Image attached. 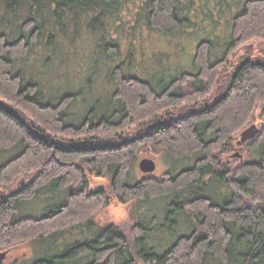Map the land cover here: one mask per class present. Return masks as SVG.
<instances>
[{
    "label": "trees",
    "instance_id": "trees-1",
    "mask_svg": "<svg viewBox=\"0 0 264 264\" xmlns=\"http://www.w3.org/2000/svg\"><path fill=\"white\" fill-rule=\"evenodd\" d=\"M78 24L95 37L96 64L71 93L36 83L55 60L65 70L61 41ZM142 28L169 42L203 34L191 68L162 58L141 69ZM255 39L264 0H0V250L29 244L41 252L29 264H264V57L242 48ZM101 82L114 85L104 97ZM251 124L259 133L238 145ZM147 150L171 168L136 179ZM92 175L110 184L92 191ZM130 201L155 208L139 207L128 235L93 222ZM83 226L98 230L81 236Z\"/></svg>",
    "mask_w": 264,
    "mask_h": 264
},
{
    "label": "rangeland",
    "instance_id": "rangeland-1",
    "mask_svg": "<svg viewBox=\"0 0 264 264\" xmlns=\"http://www.w3.org/2000/svg\"><path fill=\"white\" fill-rule=\"evenodd\" d=\"M224 1L229 2V0H224ZM214 2L215 0H211V3L214 4ZM221 25L224 29V23L218 25V27H220ZM80 27H81L80 24H78L75 29H70L68 34L61 41L62 42L61 50H63V53L70 54V57L68 58L69 63L65 68V70L59 68L60 63L59 61L55 60L54 71L42 77L40 75H36L34 79L36 83L49 84V86L52 87L53 89L55 87L59 88V87H64V85H66V89L64 91L69 93L75 91L74 89L76 88L77 81L79 79L78 76L81 75L84 71H87V69H90L91 65H95L97 61L96 57L98 56L97 50L96 48H94L93 45L95 39L93 33L89 30L87 26H82L81 28ZM145 32H146L145 28H142V30L134 34L133 39L135 44L133 45L134 49L132 50L135 58L138 60V64L142 62L140 65L141 69L153 70V71H155V69H160L159 66L160 63L162 62V58L163 60L164 59L170 60V62L166 63L164 67L166 66L171 67V65H173V68L176 69V72L179 71L182 72V70L185 69L184 67H186L187 68L186 70H188V68H191L190 64L194 50V47H189V46H194V42H195V47H196L199 41L203 40V34L198 35L194 39H192L194 37L193 34H189L187 36H182L183 39H180L178 37L171 38V41L169 42L167 38L165 40L161 38L157 39V37H155L154 34L151 35ZM123 37H124L123 40L126 41L128 40L126 35H123ZM71 41H74L73 44H71ZM123 47L124 49L126 48L125 45H123ZM184 47H186L185 48L186 50H183ZM242 48H244L243 51L244 50L249 51L251 49L250 51L252 52V55L250 56H252L253 59L259 58L263 60L264 40L255 39V40H250V42L247 41ZM243 51H241L242 53L241 52L239 53L238 57L243 55ZM214 55L215 57L218 56V54H214ZM34 58L35 56L31 55L29 60ZM28 71H30L31 73L34 70L28 69ZM135 73L137 74V72ZM139 74L140 73L138 71L137 75ZM144 75L147 74L144 73ZM108 89L111 92L114 89V85L112 83L111 84L106 83L105 85L101 82V87L100 89H98L100 91L99 95L104 97L105 96L104 91L107 93L106 90ZM93 97L95 96L94 95L91 96V98ZM101 104H102L101 109L105 108L106 104L103 100ZM94 105H95L94 102L86 103L83 113L78 114V116H76V114H73L76 113V111H72L73 117L71 115L69 117L78 118V120L73 119L72 122L73 121L74 123L79 122V120H81L84 117V115H86L87 113H89V111H92L94 109ZM238 153L240 154L239 151ZM144 158L147 159L150 158L155 161L156 170L154 173H152L154 175L160 176L162 173H164L167 170V167L171 168L170 164L169 163L167 164L165 162V158L163 157L162 154H159V156H157L154 155L150 150H147L139 155L137 163L133 168L132 174L136 179L145 175L141 172V170H139L138 167L139 161ZM231 158L237 162L238 159H241L242 157L235 158L234 155H232ZM109 180H110L109 176L104 178H97L92 175L89 178L88 182L90 183V189L93 191L108 186L110 184ZM19 182L20 179L18 180L17 183ZM4 193L5 191L0 189V200L3 197ZM40 203L41 200H39V204ZM46 203L49 205L50 203L49 200L46 201ZM139 207L140 208L148 207L149 209L152 210L155 208V205L151 204L150 206V204H147L145 202H136V201H130L127 204H120L116 202L109 204V206L103 209L95 211L94 214L92 215V219L95 225L99 228L106 227L107 225H113L116 227L118 226L121 229H123V231L128 235L131 230L132 224L134 222L133 213L136 210H138ZM245 207H250V203L248 201ZM27 209L28 210L26 212L30 211L32 214L38 213L37 211L38 208L37 207L34 208L32 205L31 206L28 205ZM143 213L144 212L142 210L141 212H139V215H143ZM183 223L184 220L182 221L180 219L179 224L181 227L184 226ZM96 230H98V228L83 226L81 236H83L85 232H88L89 237H93V234L95 233ZM149 240L150 242L154 241V237L151 236ZM29 246H30L29 244L19 245L16 248L11 249L9 252L6 249L8 253L6 254L7 257L4 260V262L9 263L16 259L18 261V264H29L30 262L34 261L38 256H40L41 252L39 253V251H37L35 248L32 247L30 248V250H28ZM66 246H67L66 244L56 245L54 246L53 250L55 252H61ZM1 252H5V251H1Z\"/></svg>",
    "mask_w": 264,
    "mask_h": 264
},
{
    "label": "water",
    "instance_id": "water-1",
    "mask_svg": "<svg viewBox=\"0 0 264 264\" xmlns=\"http://www.w3.org/2000/svg\"><path fill=\"white\" fill-rule=\"evenodd\" d=\"M259 133V129L255 124H251L248 128L241 131L239 138L237 140L238 145L246 144L249 140L253 139ZM234 157L238 158L241 155L237 152L234 153ZM139 170L145 175L152 174L155 172L156 164L153 159L144 158L139 161L138 163ZM7 251L1 252L0 251V262L5 260L7 257Z\"/></svg>",
    "mask_w": 264,
    "mask_h": 264
},
{
    "label": "flooded vegetation",
    "instance_id": "flooded-vegetation-1",
    "mask_svg": "<svg viewBox=\"0 0 264 264\" xmlns=\"http://www.w3.org/2000/svg\"><path fill=\"white\" fill-rule=\"evenodd\" d=\"M8 253V252H7Z\"/></svg>",
    "mask_w": 264,
    "mask_h": 264
}]
</instances>
